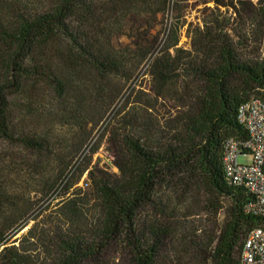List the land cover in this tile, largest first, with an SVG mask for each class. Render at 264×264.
Segmentation results:
<instances>
[{
    "label": "rangeland",
    "instance_id": "1",
    "mask_svg": "<svg viewBox=\"0 0 264 264\" xmlns=\"http://www.w3.org/2000/svg\"><path fill=\"white\" fill-rule=\"evenodd\" d=\"M56 2L1 0L28 14L49 11ZM258 6L257 0H81L73 7L69 31L86 34L118 69H96L72 36L56 35L43 50V62L27 68L6 90L9 129L0 135V218L11 229L26 223L10 241L17 244L31 229L42 238L34 248L48 260L59 237H91L99 210L89 171L118 174L120 133L145 143L164 140L177 125L172 119L200 87L179 70L172 85L154 97L148 65L155 52L168 45L171 53L182 48L195 55L198 32L208 27L228 33L243 59L262 56ZM55 78L63 92L51 88ZM155 197L156 207L142 216L167 230L158 264H211L204 244L218 233L228 200L220 197L210 206L206 192L183 174L164 178ZM124 258L112 245L84 264H124Z\"/></svg>",
    "mask_w": 264,
    "mask_h": 264
},
{
    "label": "trees",
    "instance_id": "2",
    "mask_svg": "<svg viewBox=\"0 0 264 264\" xmlns=\"http://www.w3.org/2000/svg\"><path fill=\"white\" fill-rule=\"evenodd\" d=\"M80 1L58 0L49 11L28 14L4 6L0 0V135L6 136L9 129L6 90L15 86L17 77H23L27 68L34 69L43 62V50L56 35L72 36L77 49L96 69H118L114 58L95 48L86 34L69 31L67 16ZM257 3L260 22H264V0ZM218 30H199L195 55L182 48L171 53L168 45L155 52L148 65L154 97L172 85L179 70L200 81V87L186 108L172 119L177 125L172 133H165L164 140L158 137L156 143H145L137 135L120 133L115 162L118 174L97 168L89 171L99 210L92 236L59 237L54 254L47 260V255H40L34 248L42 238L34 237L31 229L17 244V240L10 241L26 223L11 229L0 218V264H84L98 260L112 245L123 252L124 264H158L167 230L142 213L156 207L157 187L164 178L176 174L196 182L206 192L210 206L220 197L228 200L225 219L204 249L209 250L211 264H238L242 240L251 228L264 225V217L246 213L244 205L252 195L226 182L222 141L229 136L245 139L247 133L237 120L238 106L253 94L264 100V51L262 56L245 60L228 33ZM51 83L54 91L63 92L60 79ZM184 96L180 93L178 98L184 100Z\"/></svg>",
    "mask_w": 264,
    "mask_h": 264
},
{
    "label": "built area",
    "instance_id": "3",
    "mask_svg": "<svg viewBox=\"0 0 264 264\" xmlns=\"http://www.w3.org/2000/svg\"><path fill=\"white\" fill-rule=\"evenodd\" d=\"M238 123L245 139L226 137L222 141L221 162L228 184L242 187L252 195L244 210L264 217V100L253 94L237 109ZM247 157L248 162H240ZM238 264H264V225L251 228L240 247Z\"/></svg>",
    "mask_w": 264,
    "mask_h": 264
}]
</instances>
